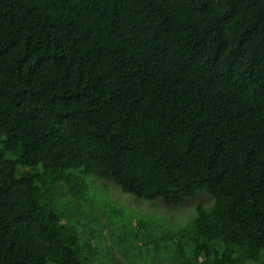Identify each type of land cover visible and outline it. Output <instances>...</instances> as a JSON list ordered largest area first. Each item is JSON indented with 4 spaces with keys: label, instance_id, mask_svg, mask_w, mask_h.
<instances>
[{
    "label": "trees",
    "instance_id": "obj_1",
    "mask_svg": "<svg viewBox=\"0 0 264 264\" xmlns=\"http://www.w3.org/2000/svg\"><path fill=\"white\" fill-rule=\"evenodd\" d=\"M106 213L130 264H264V0H0V264H120Z\"/></svg>",
    "mask_w": 264,
    "mask_h": 264
},
{
    "label": "rangeland",
    "instance_id": "obj_2",
    "mask_svg": "<svg viewBox=\"0 0 264 264\" xmlns=\"http://www.w3.org/2000/svg\"><path fill=\"white\" fill-rule=\"evenodd\" d=\"M85 181L90 189L89 194L94 193L99 199H102L103 194L97 191L95 186L98 189L100 188V190L106 195L107 201L118 207V212L124 207L123 211L127 215H131L133 212L144 215L145 217L164 215L168 218V220L170 219L174 221V223H183L193 215L194 207L197 204L209 206L212 203V200L208 195H206L205 193H199L194 199L178 206L177 208H166L159 200L154 202L138 201L129 194H122L118 191V187L114 186L110 181H98V179L92 177H86ZM96 204L97 206L102 205L98 202ZM96 211L98 214L101 213L99 207ZM107 216V213L105 216H100V222L105 228V231H103L102 233L105 237L104 243L100 245L103 246L105 243L108 244L109 247H107V251L109 252V256L112 260H116L117 262H120V264H130L126 260L121 258L120 253L117 250L118 248L115 245L112 246L113 244L109 243L108 241V235L110 234L112 228L109 224V218ZM163 226L165 228H168L167 224H163Z\"/></svg>",
    "mask_w": 264,
    "mask_h": 264
}]
</instances>
